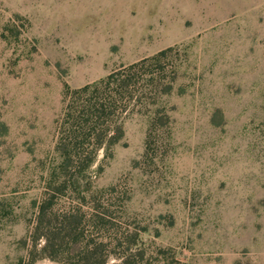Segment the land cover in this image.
I'll use <instances>...</instances> for the list:
<instances>
[{
    "label": "rangeland",
    "instance_id": "rangeland-1",
    "mask_svg": "<svg viewBox=\"0 0 264 264\" xmlns=\"http://www.w3.org/2000/svg\"><path fill=\"white\" fill-rule=\"evenodd\" d=\"M169 49V123L134 115L100 154L112 222L85 235L138 264H264V0H0V264H30L65 89Z\"/></svg>",
    "mask_w": 264,
    "mask_h": 264
},
{
    "label": "trees",
    "instance_id": "trees-1",
    "mask_svg": "<svg viewBox=\"0 0 264 264\" xmlns=\"http://www.w3.org/2000/svg\"><path fill=\"white\" fill-rule=\"evenodd\" d=\"M171 52L122 65L81 88L65 89L63 113L57 123L59 162L50 163L42 197L33 202L36 217L30 235V264L47 259L60 264H108L109 257L102 254L106 242L122 246L120 242L125 240L127 247L116 257L118 264H138L126 235L115 239L101 231L97 237L95 233L85 235V226L103 230L112 222L107 191L95 192L103 168L94 172L93 167L101 153L113 156L114 148L125 139V123L132 116L152 115L154 128L169 123L161 102L174 88V78L167 80L168 73L174 74L172 63H167ZM85 206L93 210L89 216Z\"/></svg>",
    "mask_w": 264,
    "mask_h": 264
}]
</instances>
